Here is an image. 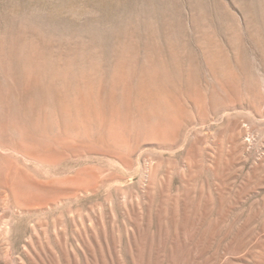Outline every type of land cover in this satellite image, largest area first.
Returning <instances> with one entry per match:
<instances>
[{
    "label": "rangeland",
    "instance_id": "obj_1",
    "mask_svg": "<svg viewBox=\"0 0 264 264\" xmlns=\"http://www.w3.org/2000/svg\"><path fill=\"white\" fill-rule=\"evenodd\" d=\"M0 264H264V0H0Z\"/></svg>",
    "mask_w": 264,
    "mask_h": 264
},
{
    "label": "bare ground",
    "instance_id": "obj_2",
    "mask_svg": "<svg viewBox=\"0 0 264 264\" xmlns=\"http://www.w3.org/2000/svg\"><path fill=\"white\" fill-rule=\"evenodd\" d=\"M235 79H236V77H235ZM141 99L142 98H140L139 96H136L134 98L135 101H133L135 103V105L137 107H139L140 109H142L145 105L141 101ZM162 102L160 104H162ZM163 105H164V103H163ZM75 108H76V106H75L74 100L72 102L69 101L67 103V107H66L67 124L65 127V133H66V139L65 140H66V143L68 144V146L66 148L67 156L75 157V156L84 154L86 152H89V150L82 144V143H86V142L82 139L83 135L80 131L81 130L80 126L83 129L85 137L88 138V140H89L88 143H107L108 147L111 149H114V151L116 150L118 152L119 151L123 152L124 149H127V152L129 154L132 152V150L129 149L130 148L129 142L123 136L124 133H122L123 134L122 135L119 131L121 122H120V119L118 116L119 113L117 110L116 111L114 110L110 114L103 112L94 103H92L90 101V98H88L84 93H81L78 97L77 110H76L78 113L77 118H79L80 122L76 121ZM80 118H81V120H80ZM146 119H148V118L146 117ZM128 123H130V120ZM180 123L181 122H178L177 120H173V121H170V123L169 122L167 123L168 127H165L166 125L162 126L160 124L152 126L151 127L152 131H151L150 137H149L150 140L153 142L159 143L160 145L161 144L167 145V144L174 143L173 141L177 138L176 135L179 133V132L177 133V131L180 128V125H181ZM91 124H93V126H95V128L98 129L99 132H101L98 137H95V135L92 133L91 129L89 128ZM179 131H180V129H179ZM103 133H107V135L104 136V135H102ZM168 139H169V141H168ZM84 172H86V171H84ZM89 176L92 177L93 180L86 179L87 175L83 174L80 171L79 174L76 177H74L73 179H71L70 182L75 186L76 190L77 189L82 190V191H86V190H90V189L96 190V188L99 186V180L92 173H90ZM32 205H34V204H32Z\"/></svg>",
    "mask_w": 264,
    "mask_h": 264
}]
</instances>
